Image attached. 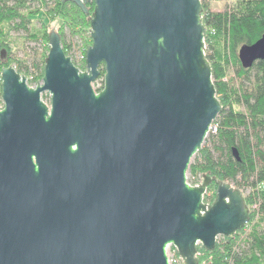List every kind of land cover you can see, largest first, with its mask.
Instances as JSON below:
<instances>
[{"label": "water", "instance_id": "obj_1", "mask_svg": "<svg viewBox=\"0 0 264 264\" xmlns=\"http://www.w3.org/2000/svg\"><path fill=\"white\" fill-rule=\"evenodd\" d=\"M61 1L94 4L85 70L51 32L41 84L0 71V264H198L249 221L229 183L186 181L221 111L200 0ZM238 59L264 61V35Z\"/></svg>", "mask_w": 264, "mask_h": 264}, {"label": "trees", "instance_id": "obj_2", "mask_svg": "<svg viewBox=\"0 0 264 264\" xmlns=\"http://www.w3.org/2000/svg\"><path fill=\"white\" fill-rule=\"evenodd\" d=\"M211 1L228 2V6L222 12H212L208 8ZM200 2L202 23L206 29L204 44L207 47L204 53L211 67L221 111L212 124L215 132H209L208 136L217 157L209 148H201L193 156L194 163L189 165L188 173L191 177L209 176L216 181L233 184L238 190L243 187L247 191L244 201L249 209L250 221V208L254 203H258V210L253 214L264 216V189L258 188L264 184V61H256L250 68L244 69L239 62L238 51L264 35V0ZM93 7V2L86 4L89 14L85 15L74 4L61 0H0V46L4 43L2 39L12 32L23 31L29 37L32 16L56 17L62 20V28L57 34L64 54L69 56L64 29L84 44L83 33L88 29L90 31ZM49 34L44 33L42 38L34 35V38L36 42L41 38L48 43ZM82 54L83 70L85 48ZM45 59L41 63H32V67L40 72V79ZM2 60L0 52V71L9 67ZM230 69L232 74L228 77ZM100 76L103 77V69ZM233 149L239 160L233 156ZM216 186L212 182L206 190L214 192L213 197L208 199L211 203L216 197ZM224 242L216 244L212 252L197 247L198 264H264V223L262 227L257 225L238 244L232 241V237L225 238Z\"/></svg>", "mask_w": 264, "mask_h": 264}, {"label": "rangeland", "instance_id": "obj_3", "mask_svg": "<svg viewBox=\"0 0 264 264\" xmlns=\"http://www.w3.org/2000/svg\"><path fill=\"white\" fill-rule=\"evenodd\" d=\"M228 6V2L220 1L215 2L211 1L208 3V8L212 12H222L224 11ZM34 10V9H33ZM40 13L44 14L43 10H40ZM62 28V20L54 18H48L46 16H32L31 17V24H30V34L29 37H27L26 33L23 31L19 32H12L7 38H3L2 41L4 43L0 46V52L2 57V62H7V64L11 67H13L16 71L19 70V74L26 77V83L29 87L35 88L37 85L41 84L40 79V72L37 71L34 67H32V63L35 61L36 63H41L46 58L48 54V43H46L42 38L43 34L45 33L48 35L51 32L59 33ZM90 31L89 29L86 30L83 35L86 40V42L83 44V41L79 40L77 37H71L69 35V32L67 29H64V38L65 43L68 46L69 50V58L71 59L72 63L76 68H78L81 71H84L85 68L82 70L81 66L82 64V50L83 48L86 49L91 45L90 40ZM34 35H39L41 38L36 42ZM38 36V37H39ZM207 46H205L206 49ZM84 67H85V61H84ZM228 77L231 76L232 70H229ZM92 89L94 92H98L103 87V77H99L95 82L92 83ZM1 93V92H0ZM41 100L42 102L49 108L50 107V97L48 93H42L41 94ZM3 108V103L1 101L0 97V110ZM212 128H215L213 126ZM210 133H214L212 130L209 131ZM209 133L204 139V142L202 144L201 148H209L213 154V156L216 158L217 153H215L211 148V141L209 139ZM194 163V157L191 159L190 164ZM196 178L198 176H195ZM201 177V176H200ZM191 176L187 172L186 174V181L189 184ZM232 187H236L233 184ZM236 189V188H235ZM243 196L246 194V190L241 187L239 190ZM213 190L206 191V193L203 196V202L206 205H211L212 203L208 201L209 197H213ZM207 200V201H206ZM251 218L250 221H248L247 225L242 228L241 230L237 231L232 236V241L234 243H240L244 241L249 233L258 225L260 227L263 226L262 221H264V216H260L257 214H253L255 211L252 210V205L250 208ZM225 237H218L216 244L218 243H225L224 242ZM171 250V249H170ZM201 264H207V263H201Z\"/></svg>", "mask_w": 264, "mask_h": 264}, {"label": "built area", "instance_id": "obj_4", "mask_svg": "<svg viewBox=\"0 0 264 264\" xmlns=\"http://www.w3.org/2000/svg\"><path fill=\"white\" fill-rule=\"evenodd\" d=\"M26 80H27V78H26ZM212 127L210 130L215 132V128H212ZM201 183H202V177H200V176H198L197 178L195 176H193L190 178V181H189L190 186H198ZM258 188L264 189V184L259 185ZM252 210L253 211L258 210V203L252 204ZM166 255H167V259H168V264H183L181 258L179 257L176 250L172 246H168L166 248Z\"/></svg>", "mask_w": 264, "mask_h": 264}]
</instances>
